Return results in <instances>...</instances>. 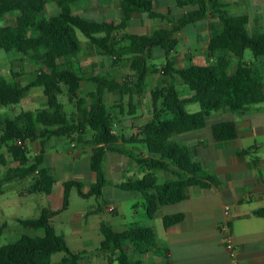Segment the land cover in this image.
<instances>
[{"label": "trees", "instance_id": "trees-1", "mask_svg": "<svg viewBox=\"0 0 264 264\" xmlns=\"http://www.w3.org/2000/svg\"><path fill=\"white\" fill-rule=\"evenodd\" d=\"M80 1L0 0V19L9 14H19L16 26L0 27V51L20 54L37 68L34 79L26 85L11 84L0 77V107L20 104L35 87H43L47 98L44 109L23 111L13 119H0V127L5 126L0 135V168L8 163L6 154L1 152L3 149L14 162L25 163L9 169L4 180L0 179V195L4 194V183L24 180L29 176H34L30 193L52 194L56 178L47 169L40 168L43 163L41 156L33 159L28 156L25 144L33 137L42 138L44 147L45 140L52 137L71 139L89 131L94 145L91 169L96 175V181L88 192H84L80 182L65 183L60 209L42 208L36 219H17L25 228L43 230L44 235H23L17 243L0 247V264H82L86 253L73 252L65 237L56 231L52 219L68 209L73 188L84 199L96 197L106 203L104 188L108 180L104 174V162L108 152L129 157L141 168L143 177L129 179L119 184V188L141 193L149 219L154 218L160 206L184 201L191 187L218 189L220 181L200 163L191 160L188 148L178 143L175 137L204 128L207 118L217 109L264 103V97L254 91L255 87L263 84L264 64H258V68L253 62L245 60L246 51L250 50L255 61L262 59L264 63V34L250 35L247 31L248 18L229 16L219 0L179 2L180 6L194 5L197 9L187 13L173 30L153 36L126 32L128 23L138 14L146 13L152 19L164 18L151 8L148 0H121L122 19L119 23L92 21L76 14L74 7ZM52 3L56 4L58 12L46 16L47 7ZM209 14L219 18L222 28V33L210 41L209 51L211 54L219 50L232 53L237 60L235 70L228 68L226 64L229 61L224 56L211 65L177 69L173 53L178 41L173 38L174 33L185 25L205 19ZM78 31L101 55L114 62L128 57L134 76L121 81L106 75L92 76L91 82L96 89L86 98L80 97L86 74L74 64L82 53ZM153 49H161L165 57V63L160 68L149 65V52ZM152 73L180 77L192 96L182 98L175 86L159 87L151 93L152 118L137 134H114L112 131L119 116L111 109L122 110L125 104L134 108L144 94L148 76ZM64 90L69 102L76 106V112L70 117L59 100ZM107 93H118L120 99L110 106L105 98ZM135 98L136 103L133 101ZM190 104H199L201 111L188 113L185 107ZM128 113L129 116L134 114L130 110ZM213 134L218 142L235 140V123L215 124ZM247 153L248 150L244 151V154ZM157 173L167 174V180L160 182ZM256 215L264 218V209L258 210ZM184 218V214L166 216L164 226L169 228ZM3 229L4 226L0 228V234ZM101 232L104 240L100 252L107 255L108 264H144L139 259L132 260L130 251L144 254L148 249L158 247L152 227L135 224L126 231L116 232L111 226L102 224ZM57 253H65L66 256L54 262L53 256Z\"/></svg>", "mask_w": 264, "mask_h": 264}, {"label": "crops", "instance_id": "crops-1", "mask_svg": "<svg viewBox=\"0 0 264 264\" xmlns=\"http://www.w3.org/2000/svg\"><path fill=\"white\" fill-rule=\"evenodd\" d=\"M148 1L151 8L164 18L152 19L146 13L138 14L128 23L127 33L153 36L158 32L173 30L180 25L187 13L197 9L194 5H179V2L186 0ZM219 2L229 16L248 18L247 31L250 35L264 34V0H219ZM79 4L81 5L78 7L79 13L76 14L86 19L107 23H119L122 19L121 0H82L77 3ZM54 12H58L56 4L50 8L48 16ZM18 15L16 13L3 17L0 19V27L16 26ZM134 23L140 24L142 29H138ZM187 29L188 33L185 34ZM221 33L219 18L211 14L199 22L179 29L173 36L178 41L173 53L175 67L181 70L192 65L207 66L215 63L221 56L226 57L227 61L236 63V58L228 51L219 50L214 54L210 53V41ZM84 45L82 53L74 62L76 68H80L83 74H86L82 82L81 97L96 89L95 84L91 82L92 76L106 75L118 81L124 80L118 77L116 69L110 67L109 73H99L98 70L105 68V64L109 62L100 59L99 56L103 55L89 42H84ZM0 52L5 55V64H0L2 65L0 69H4L12 76L14 83L26 85L34 79L37 69L35 64L15 52ZM149 55L151 60L164 56L161 49H153ZM25 60L29 64H22ZM152 63L149 65H154V61ZM226 65L231 71H234L237 66V64ZM255 65L259 68L258 64ZM129 72L130 77H133L134 73L131 72L130 67ZM166 86H175L182 98L192 96L190 89L180 77H164L160 73H152L148 76L144 94L140 96L134 108L126 104V108L122 110L115 108V111H112L115 115H118L117 110L119 111V119L114 127L116 133L127 136L137 134L138 130L152 118V91ZM254 91L264 97V75L263 84L255 87ZM105 98L106 101L112 99L116 102L120 96L118 93H107ZM136 99L133 101L135 102ZM125 101L128 102V98ZM46 107L47 105L44 108ZM129 110L134 113L132 116H129ZM20 113L14 112L11 117H0V119H13ZM222 122L235 123L237 130L235 140L216 141L213 126ZM4 129L5 126L0 127V135ZM91 139L92 133L89 131H85L81 137L74 135L69 139L71 145L67 152L62 148L57 149V137L45 140L44 147L40 137H33L26 142L27 149L28 143L34 144V156L30 158L41 156L43 163L40 168L47 169L56 178L52 194L46 195L47 204L44 208L56 211L62 207L64 185L67 182L82 183L84 192H88L95 183L96 175L91 169V162L94 159V145ZM175 139L188 148L191 160L200 163L207 172L220 181V187L218 189L191 187L184 201L170 205L172 207L160 206L152 219L160 223V227H154L158 247L146 254H140L137 259L144 264H232L224 242L227 236L224 227L228 226L239 251L238 264H264V218L256 215L258 210L264 209V103L233 109H217L207 118L204 128L177 135ZM53 148L55 150L51 151ZM246 150L248 153L244 154ZM144 156L147 157L148 154L144 152ZM107 159L110 164V173L117 179L108 181L104 188L105 201L107 207L114 206L113 214L118 216L121 200L132 198L135 193L120 189L119 184L133 177L141 178L143 172L133 159L119 153L108 152L105 161ZM130 165L135 167L139 176L133 173ZM104 174L106 177L105 170ZM97 206L91 211L76 213L70 224L74 229L73 235L81 240L84 239L82 242L85 244L95 246L98 243L89 240V220L101 211L99 203ZM226 207H229L228 216L225 214ZM177 214H184V220L166 228L163 219ZM101 225H99L100 231ZM112 228L116 232L127 230L123 225ZM103 240L102 234L95 252L107 262L106 255L100 252ZM82 253H86L84 258L86 259L87 251L83 250ZM132 253L130 251L131 256Z\"/></svg>", "mask_w": 264, "mask_h": 264}, {"label": "rangeland", "instance_id": "rangeland-1", "mask_svg": "<svg viewBox=\"0 0 264 264\" xmlns=\"http://www.w3.org/2000/svg\"><path fill=\"white\" fill-rule=\"evenodd\" d=\"M52 6H55V4H51L47 7L48 8L46 10L47 12H45L46 16H48L50 8H52ZM79 6L81 5L80 4L75 5L74 7L75 13H79L77 12L79 11L78 10ZM56 13L57 12H54L53 14ZM134 24L135 26H137L138 29H142L140 24L137 23ZM132 33H134V31ZM186 33H188V29L185 31V34ZM77 35L82 43V46L85 47L84 42H88V39L85 38V36L79 31ZM3 54L4 53L0 52V58H1L0 64H5V59H4L5 55ZM99 58L100 59L102 58L109 62L108 64H105L106 65L105 68L98 70L99 73H109V67H110L111 69H116L118 77H121L122 79L123 78L125 79L130 76V72H129L130 59L128 57L122 59L121 61H118L117 63L114 62L113 59L107 56H99ZM26 60L22 62V64H29ZM245 60L247 62H253L254 64H264L262 59L255 61V58L250 50L246 51ZM153 61H154V65L161 66L165 63V57L161 56L156 58L155 60L153 59L151 61L149 60V64H153L152 63ZM228 64H236V63L229 61ZM0 76L4 77L6 81H8L11 84H14L15 82L12 76L7 74V72L4 69H0ZM81 96L82 95L80 93V97ZM84 98H86V96H84ZM59 100L63 104L64 110L69 117L76 112V106L69 102L65 90L63 94L59 95ZM113 102L114 100L107 99V103L110 106L113 105ZM46 105H47L46 97L43 93V88L37 87L32 89L31 92L28 93L22 99L20 104L10 107H0V117H11L14 112L20 113L21 111H34V110L42 109ZM126 107L127 106L125 104L124 108ZM185 109L188 113H197L201 111V107L199 104L187 105ZM111 111L114 112L115 110L111 109ZM117 112L119 113L118 110ZM57 140H58L57 149L62 148L65 152H67L70 149L71 144L67 137H57ZM54 150L55 148L51 149V151ZM28 151H29V158L31 156H34L35 148L33 143H28ZM1 152H4L6 154L8 160L7 165L0 168V179L4 180L5 175L8 173L9 169H15L21 167L25 165V163L19 164L14 162L11 159V157L7 154L6 149H3ZM104 164H105L104 170L108 181L110 182L116 181L117 179L115 178L116 176L114 177L113 174L110 173L109 160L107 159ZM130 166L132 167V165ZM132 169H133L132 170L133 173L139 176V173L135 171V167H132ZM157 176L159 177L160 182H163L168 178V175L164 173H157ZM134 178L135 177H133L132 179ZM33 179L34 176H29L24 180H15L3 184L4 194L0 195V228L4 226V229H3V233L0 234V247L17 243L23 235H29L32 237L44 235L43 230H34V229L25 228L17 221V219L19 218L36 219L40 215V210L46 207L47 204L46 194L29 192L31 185L33 184ZM104 199L106 198L104 197ZM98 203L101 207V211L94 217H90L89 220V232H90L89 240L97 242L98 243L97 246H99V241L102 238L101 231L99 230V225L101 224H106L116 228H119V225H123V227H126L127 229L131 228L135 224H139L141 226H146V227H152V228L160 227V223L158 220H152L147 217L146 210L144 207L145 199L141 195V193H134L132 198L122 199L121 202L119 203V214L118 216H116L115 214L106 211L107 206L106 203L103 202V200L97 199L96 197H89L84 199L79 196L77 189L73 188L70 193L69 208L66 211H63L61 214L55 216L52 219V224L55 227L58 234L65 237L69 248L73 252L82 253L83 250L87 251V258L84 259L82 264H108L103 259V257L99 255V253L95 252V248L97 246H95L94 244L92 245L85 244L84 242H82L84 239L81 240L76 235L72 234V231L74 229L70 225L71 219L74 218L76 213L82 211H91L94 208L98 207L97 206ZM152 250L153 249L150 248L147 250V252ZM147 252H145L144 254H146ZM65 256H66L65 253H57L53 256V261L58 262ZM139 256L140 254L132 253L131 258L132 260H136L137 257ZM113 264H117V263L115 262Z\"/></svg>", "mask_w": 264, "mask_h": 264}, {"label": "built area", "instance_id": "built-area-1", "mask_svg": "<svg viewBox=\"0 0 264 264\" xmlns=\"http://www.w3.org/2000/svg\"><path fill=\"white\" fill-rule=\"evenodd\" d=\"M114 134H116V131L113 130L112 131ZM19 144H21V142H19ZM107 211L109 213H114L115 212V208L114 206H108L107 207ZM225 214L226 216H228L229 214V207H226L225 208ZM224 230L227 231V236L225 237V245H226V248L228 249L229 251V254H230V259H231V263L232 264H238V254H239V251H238V248L236 247V245L234 244L233 242V238H232V235H231V232H230V228L228 226H225L224 227Z\"/></svg>", "mask_w": 264, "mask_h": 264}]
</instances>
